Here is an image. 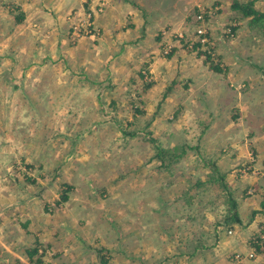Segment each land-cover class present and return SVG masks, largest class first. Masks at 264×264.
Masks as SVG:
<instances>
[{
  "label": "rangeland",
  "instance_id": "1",
  "mask_svg": "<svg viewBox=\"0 0 264 264\" xmlns=\"http://www.w3.org/2000/svg\"><path fill=\"white\" fill-rule=\"evenodd\" d=\"M207 1L130 0L146 22L153 11L172 17L146 38L147 23L129 17L126 40L110 50L97 22L104 0L59 12V34L47 17L27 21L32 0H0V174L14 178L17 199L34 194L33 212L50 215L47 241H34L49 253L41 264H56L57 244L46 243H91L108 251L105 264L110 251L111 264H198L195 255L232 264L249 252L264 262V39L233 0ZM155 145L185 152L161 165ZM210 162L240 224L226 219ZM34 226L42 235L38 219ZM89 253L84 264L99 257ZM32 258L26 264H40Z\"/></svg>",
  "mask_w": 264,
  "mask_h": 264
},
{
  "label": "crops",
  "instance_id": "2",
  "mask_svg": "<svg viewBox=\"0 0 264 264\" xmlns=\"http://www.w3.org/2000/svg\"><path fill=\"white\" fill-rule=\"evenodd\" d=\"M26 1V0H25ZM77 0H32V5L28 7V13L27 14V21H31V23L36 19L40 21L41 18H48V21L54 24L53 28L51 29V32H56L59 34L61 32L58 29V26L62 27L63 25L65 26V18L63 17V20L59 21L57 18L59 17V12H64V14L72 9L73 4ZM90 1V0H89ZM105 1V7L103 12L100 15H97V22L104 34L103 40L106 41L107 47L111 50L112 49V44H116L117 42L124 41L126 38H123V36L126 34V30H122V24L123 22L127 21L128 23V18L132 16V20L134 18L141 19V26L145 25L147 23L148 29L146 28L143 30L144 37L146 38L148 35H153L154 32H156L157 27L161 24H164L166 22V18L168 17L171 19L172 15H165L164 17L156 18L154 19V15L156 11H153V21H148L143 18V11H141L136 14V8L133 7V5L130 4V0H104ZM196 1V0H195ZM200 4H208L209 2L207 0H200ZM37 2H39L37 4ZM26 3V2H25ZM23 3V5H25ZM47 7L49 12H46L45 10L41 9L40 7ZM193 6V5H192ZM195 7V5L193 6ZM24 10V9H23ZM154 10V9H153ZM160 10V7L157 9ZM50 15V16H49ZM51 15H56V18H52ZM29 18V19H28ZM130 23V29L135 28V24L133 23L134 21H131ZM139 22V21H136ZM61 23V24H60ZM144 27V26H143ZM141 27H138V29H134L132 31L131 35L129 36L133 37L134 35H137L138 30ZM63 32V31H62ZM141 32V31H140ZM134 36V37H135ZM130 37V38H131ZM129 38V39H130ZM65 39H61V42H64ZM128 40V39H127ZM122 42H120L122 44ZM119 43V44H120ZM105 44V43H104ZM122 46H120L121 49ZM114 51L112 54L116 56L117 54V59L122 58V54L118 52V46L113 48ZM28 51V50H27ZM29 55V54H28ZM27 59V58H25ZM30 62H32V54H30ZM263 70V69H261ZM264 71V70H263ZM5 161L4 165L0 163V168L2 166H5ZM7 173V171H5ZM1 173V172H0ZM14 179L13 177L10 178L9 176H5L0 174V264H26L27 261L31 262V259L28 252L36 247L34 241H42L45 240L43 238L44 236H47V233L44 232L43 228L46 226L43 223H47V219L49 218L50 215H47V212H45L43 209L40 210L38 209V212H33L35 210L34 208V200H37L35 198L34 194H21V199L25 203L23 206L19 204L22 202L20 198L17 199V197H20L18 193H15L12 191L9 185H11V180ZM25 184H27L25 182ZM26 195V196H24ZM263 195L257 199L258 205H261V201L263 199ZM24 198V199H23ZM38 201V200H37ZM30 204V207H29ZM19 205V206H18ZM258 206V209H259ZM40 205H38V208ZM58 212V211H57ZM55 213V215L57 214ZM252 211V215H253ZM258 212V211H257ZM238 213V212H237ZM261 213V212H260ZM64 214V213H63ZM73 215L72 211L67 210L66 211V216L68 218H71ZM54 216V215H53ZM39 220V224L41 226V233L42 235H39L36 231H34L35 226L34 223L36 220ZM76 223H79V220H75ZM58 222V221H57ZM48 225V224H47ZM38 236V237H36ZM43 236V237H42ZM44 242V241H43ZM48 247L53 248L52 245H56V264H84V258L87 255H90L89 251H94L96 256H99L98 259L94 257V263L89 262L88 264H99V261L101 260V264L106 263V258L108 251H103L101 250L102 247H98L97 243L95 244L97 247H93V245H85V243H46ZM100 244V243H99ZM112 244V245H109ZM106 243V249H110L111 247H121L122 246V251L126 253V256H130L132 253L130 250H127L124 248L123 243ZM123 244V245H122ZM55 247V246H54ZM129 247V246H128ZM235 250H242L236 248ZM112 252L110 251L109 254L112 257ZM190 255V254H189ZM109 258L107 261V264H111L110 260L112 258ZM128 258V257H127ZM97 259V260H96ZM96 260V261H95ZM122 260L124 262H121V264H127V261L124 257H122ZM263 260V259H262ZM195 263H200L202 264V259L197 257L195 255ZM234 263L232 264H264V262H261L260 259H248L247 257H243L240 261L235 260L233 261ZM86 264V263H85ZM119 264V263H118ZM129 264V263H128Z\"/></svg>",
  "mask_w": 264,
  "mask_h": 264
},
{
  "label": "trees",
  "instance_id": "3",
  "mask_svg": "<svg viewBox=\"0 0 264 264\" xmlns=\"http://www.w3.org/2000/svg\"><path fill=\"white\" fill-rule=\"evenodd\" d=\"M264 1V0H262ZM255 0H249V1H239V0H233V2L230 5V8L234 11H236L241 17L248 19V26L251 28L256 29L260 36L264 39V6L262 9H258L254 5ZM234 29V28H232ZM209 57L207 56V59ZM211 68L215 71H220L219 67L217 65H212ZM151 142H154V138H150ZM185 152L184 146L176 147V150L171 149H165L158 145H155V158H159L161 160V165H169L172 161L177 160L181 155H183ZM207 164V163H206ZM209 166L212 168V173L214 174V177L209 179L210 181L214 182L217 181L221 184V186L225 189L227 195V203L229 206L228 215H226L227 220H231L232 222H235L236 224H240V218L237 213L236 208V202L232 199L231 194L227 191V186L224 183V177L223 175L219 174V168L216 163L210 162ZM63 194V193H62ZM66 196H62L61 200H66ZM259 212L264 213V197L261 201V208L259 209ZM254 213V212H253ZM28 255L30 258H32L33 255H37V258L35 259L36 263H41V257L38 255V247H34L28 252Z\"/></svg>",
  "mask_w": 264,
  "mask_h": 264
},
{
  "label": "built area",
  "instance_id": "4",
  "mask_svg": "<svg viewBox=\"0 0 264 264\" xmlns=\"http://www.w3.org/2000/svg\"><path fill=\"white\" fill-rule=\"evenodd\" d=\"M197 20L200 21L201 23H203V21H204V17H203V15H202V14H199V15L197 16ZM196 32H197V35L200 36V35L203 33V30H202V28L199 26L198 29L196 30ZM199 41H201V40H199ZM263 165H264V160H263ZM260 243H261V245L264 244V233H263L262 235H260ZM47 254H49V253L47 252V249H46V248H42V247L38 248V255L41 257V260H42L41 263L44 262V258H43V256L45 255V257H46ZM254 255H255V254H253L252 252H249V253L247 254V258H252V257H254ZM235 257H236V258H239V259L241 258L239 253L236 254ZM41 263H40V264H41Z\"/></svg>",
  "mask_w": 264,
  "mask_h": 264
}]
</instances>
